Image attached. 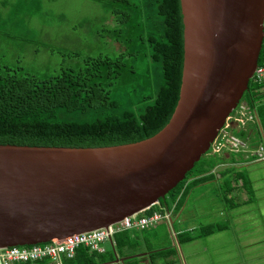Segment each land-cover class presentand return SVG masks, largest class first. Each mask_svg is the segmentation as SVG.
I'll return each mask as SVG.
<instances>
[{
	"label": "water",
	"instance_id": "95a60500",
	"mask_svg": "<svg viewBox=\"0 0 264 264\" xmlns=\"http://www.w3.org/2000/svg\"><path fill=\"white\" fill-rule=\"evenodd\" d=\"M180 5L179 98L160 130L101 146L0 143V247L107 227L164 198L209 150L248 88L264 37V0Z\"/></svg>",
	"mask_w": 264,
	"mask_h": 264
},
{
	"label": "trees",
	"instance_id": "16d2710c",
	"mask_svg": "<svg viewBox=\"0 0 264 264\" xmlns=\"http://www.w3.org/2000/svg\"><path fill=\"white\" fill-rule=\"evenodd\" d=\"M4 1L10 16L44 14L40 0ZM95 1L101 2L112 17L110 23L101 27L100 33L107 31L108 37L118 42L119 47L101 55L60 47V66L42 75L28 72L20 65L0 63V143L71 147L113 145L149 137L168 122L179 98L183 68L180 0ZM14 21L17 23L16 16ZM5 22L0 15V24ZM49 49L51 54L57 51L52 46ZM263 54L264 47L259 56ZM67 58L70 60L65 64ZM247 99L253 104L254 98L249 92ZM257 111L264 131V102L258 105ZM256 124L251 131L246 127L237 132L242 137L248 134L251 145L260 140ZM216 164L214 161L211 164L201 162L200 169L207 171L198 174L200 177L195 183L212 176L210 171ZM191 170L169 192L173 201L180 197L176 209L182 204L186 188L180 192ZM236 174L247 186L248 179L240 171ZM223 182L226 191L232 189L227 179ZM224 228L223 223H208L196 228V232L177 231L176 236L178 242L183 243ZM142 232L121 230L114 233L113 243L106 246L105 242L103 252L81 245L74 257H64L63 263L112 262L116 253L134 254L142 243L152 264L176 261V247H154ZM140 258L131 256L124 264H139ZM38 264L44 263L39 261Z\"/></svg>",
	"mask_w": 264,
	"mask_h": 264
},
{
	"label": "rangeland",
	"instance_id": "374dc122",
	"mask_svg": "<svg viewBox=\"0 0 264 264\" xmlns=\"http://www.w3.org/2000/svg\"><path fill=\"white\" fill-rule=\"evenodd\" d=\"M40 1L44 14H17L16 23L14 14L10 16L9 8L4 6L5 1L0 0V15L6 21L0 24V63L20 65L28 72L42 75L60 66V47L88 50L93 55L106 54L119 47L118 42L111 41L107 31L100 33L101 27L112 19L101 2ZM49 46L57 51L51 54ZM69 60L67 58L64 63ZM257 85L251 83L253 98L258 97L254 91ZM247 96L248 92H245L241 101L248 100ZM245 124L250 126L251 122ZM212 155L201 156L186 177V193L182 204L172 213L171 224L159 222L140 231L147 234L154 247H176L175 257L179 264H264V160L252 159L243 151ZM204 161L222 163L214 166L212 176H206L196 184L195 178L191 177L206 174L205 168L200 169V163ZM238 171L250 184L245 186L242 180L239 183ZM224 178L231 185L233 182L229 191L223 185ZM216 222L223 223L225 228L191 241L179 243L173 234L182 230L196 232V228ZM143 250L147 249L142 243L138 253ZM147 253H141L140 259L149 262Z\"/></svg>",
	"mask_w": 264,
	"mask_h": 264
},
{
	"label": "built area",
	"instance_id": "2783aa9c",
	"mask_svg": "<svg viewBox=\"0 0 264 264\" xmlns=\"http://www.w3.org/2000/svg\"><path fill=\"white\" fill-rule=\"evenodd\" d=\"M262 25L264 27V15ZM250 81L258 84L254 89L258 97L254 99L253 104L247 100L241 101L234 112L232 111L227 116L225 123L218 130L211 143L213 153L243 151L253 159L264 160V133L262 129L259 133L260 140L255 145L250 144L248 134L247 137H242L237 133L240 129H246L244 128L246 121L257 122L259 120L257 105L264 101V54L257 60ZM175 204L176 201H173L171 195L167 193L164 198L124 216L120 221L107 227L75 233L62 239L54 238L44 243L0 247V264H37L41 260H46L45 264H64L63 258L74 257L76 249L81 245L87 246L91 250L103 252L106 248L104 243L112 244L113 235L118 231H140L155 226L159 222H165L169 226ZM176 233V231L173 232L174 235Z\"/></svg>",
	"mask_w": 264,
	"mask_h": 264
},
{
	"label": "clouds",
	"instance_id": "9594fccd",
	"mask_svg": "<svg viewBox=\"0 0 264 264\" xmlns=\"http://www.w3.org/2000/svg\"><path fill=\"white\" fill-rule=\"evenodd\" d=\"M262 27H263V25H262ZM263 30H264V27H263ZM263 38H264V37H263ZM262 42H263V40H262ZM261 45H262V44H261ZM260 52H261V48H260ZM260 52H259V54H260ZM260 56H261V55H260ZM260 56H258V59H259ZM258 59H257V60H258ZM249 85H250V86H249ZM249 85H248V88L243 92L242 97L244 96L245 92H249L250 94H252V87H251V81H250V78H249ZM242 97H241V99H242ZM241 99L239 100L238 104L241 102ZM254 99H256V98H254ZM247 101H248V100H247ZM263 102H264V101H263ZM238 104H237V105H238ZM260 104H261V103H260ZM236 107H237V106H236ZM236 107H234V108L231 110V112H232ZM257 107H258V105H257ZM231 112H230V113H231ZM230 113H229V114H230ZM257 113H258V111H257ZM258 119H259V120H258L257 122H256V121L251 122V125H250V126L245 124V127H244V128L248 127V128H249V131H251L252 129H254L253 125L257 123L256 125L258 126V128H259V129H262V126H261V124H260L259 114H258ZM262 131H263V129H262ZM263 133H264V131H263ZM258 142H259V141H258ZM258 142H257V143H258ZM257 143H255V144H257ZM252 145H253V144H252ZM208 152H210L211 154H222V153H213L212 150H211V145H210L209 150H208L206 153H208ZM206 153H205V154H206ZM205 154H204V155H205ZM212 156H213V155H212ZM230 156H231V155H230ZM250 158H252V157H250ZM252 159H253V158H252ZM221 163H222V162L219 161L215 166H218V165L221 164ZM214 168H215V167H213V168L211 169L210 174H211L212 172L215 171ZM191 178H195V179H196V178H198V176H197V177L194 176V177H191ZM237 179H239V177H238ZM241 179H242V178H241ZM242 181H243V179H242ZM243 184H244V183H243ZM185 188H186V186H184V188L182 189V193L185 191ZM169 192H170V191H169ZM169 192H168V193H169ZM179 199H180V197H178V199L175 200V201H176V204L178 203V200H179ZM176 204H175V207H176ZM150 205H151V204H150ZM175 209H176V208H175ZM125 216H127V215H125ZM120 220H121V219H120ZM120 220H118V221H120ZM116 222H117V221H116ZM51 240H52V239H51ZM46 242H47V241H46ZM40 243H44V242H40ZM33 244H36V243H33ZM110 244H111V243H110ZM22 245H30V244H22ZM105 247H106V246H105ZM116 257L118 258L117 261H120V260H119L120 257L117 256V253H116ZM116 257H115V258H116ZM122 257H124V256H122ZM113 260H114V259H113ZM45 261H46V260H43V261L41 260L40 262H42V263L45 264ZM117 261H116V262H117ZM38 262H39V261H38ZM38 262H37V264H38Z\"/></svg>",
	"mask_w": 264,
	"mask_h": 264
},
{
	"label": "crops",
	"instance_id": "0c3cea01",
	"mask_svg": "<svg viewBox=\"0 0 264 264\" xmlns=\"http://www.w3.org/2000/svg\"><path fill=\"white\" fill-rule=\"evenodd\" d=\"M224 172V171H223ZM243 179V178H242ZM241 178H239V179H237L238 181H239V183L241 182V180H242ZM224 180H226V179H223V181ZM224 183V182H223ZM249 184H250V182H249ZM251 187V186H250ZM250 199V197L248 198V200ZM109 243L107 242L106 243V246L108 245ZM145 251H147V250H145ZM145 251L143 250V251H140L139 253H138V250L133 254V253H131V254H133V255H131V254H127V255H123L124 257H123V260L122 261H110V262H108V260L107 261H103L102 263H97V264H112V263H117V264H124V262H125V260H126V258H129V257H131V256H142V255H140L141 253H145ZM148 252V251H147ZM115 253V252H114ZM148 254V253H147ZM143 255H145V254H143ZM117 256H119L120 258L122 257V255H118L117 254ZM139 264H152L150 261L149 262H146L145 261V259L144 260H141L140 259V263ZM170 264H179L177 261H174L173 263H170Z\"/></svg>",
	"mask_w": 264,
	"mask_h": 264
},
{
	"label": "flooded vegetation",
	"instance_id": "af4514ba",
	"mask_svg": "<svg viewBox=\"0 0 264 264\" xmlns=\"http://www.w3.org/2000/svg\"><path fill=\"white\" fill-rule=\"evenodd\" d=\"M264 39V38H263ZM263 47H264V45H263V42H262V45H261V49L263 50ZM208 156H212V154L211 153H209L208 152ZM197 177V176H196ZM208 181V180H207ZM231 183H232V186H233V182L231 181Z\"/></svg>",
	"mask_w": 264,
	"mask_h": 264
}]
</instances>
